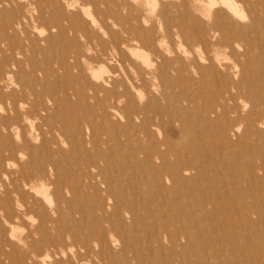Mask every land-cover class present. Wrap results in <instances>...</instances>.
<instances>
[{
  "label": "bare ground",
  "instance_id": "bare-ground-1",
  "mask_svg": "<svg viewBox=\"0 0 264 264\" xmlns=\"http://www.w3.org/2000/svg\"><path fill=\"white\" fill-rule=\"evenodd\" d=\"M90 1L0 0V264H264V0Z\"/></svg>",
  "mask_w": 264,
  "mask_h": 264
},
{
  "label": "rangeland",
  "instance_id": "rangeland-1",
  "mask_svg": "<svg viewBox=\"0 0 264 264\" xmlns=\"http://www.w3.org/2000/svg\"><path fill=\"white\" fill-rule=\"evenodd\" d=\"M72 1H74V8H73V11H76V12H80V13H82L83 14V16H85L86 18H90L88 15H87V13H90V12H93L94 11V4L93 3H91V1L90 0H72ZM99 1H101L99 4H98V6L100 7V9H102L103 7H105V5H106V3L105 2H103L102 0H99ZM173 1H178V0H173ZM162 2V0H159V4ZM76 3H78V4H76ZM85 3V4H84ZM83 6H84V8H83ZM82 7V8H81ZM89 7V8H88ZM83 9H85L84 10V12L82 11ZM89 9V10H88ZM86 12V13H85ZM103 16V15H102ZM174 47H176L177 48V46L176 45H174ZM186 47H188V45L186 44ZM145 53H147L148 55H149V58L150 59H152V55L151 54H149L148 52H147V50H145ZM253 52H251V54H252ZM254 53H255V51H254ZM252 56V55H251ZM251 56L249 57L250 59H252L251 58ZM241 58H242V61L243 60H246L244 57H242L241 56ZM144 61H141V59H140V63L141 64H145V62L143 63ZM231 62V61H230ZM114 64H112V63H110V62H106L105 63V67H104V69L103 68H100L101 69V73L102 74H106L107 73V70H110L111 68H112V66H113ZM99 69V70H100ZM165 91L167 92V96L169 95V97H172L173 95H176V96H178V95H180V90L178 89V88H165ZM157 95H158V98H159V100L162 102V104H165V102H166V100H164L163 98H162V94H160V93H156ZM184 103H185V101H184ZM7 171H10L9 169H7L6 170V172ZM2 173H4V172H2ZM0 178H2V176H0ZM22 222V223H21ZM18 223H20V224H18L19 225V227L15 230L16 232H15V234H20V233H24V232H26V227H27V223H24L23 221H19Z\"/></svg>",
  "mask_w": 264,
  "mask_h": 264
}]
</instances>
